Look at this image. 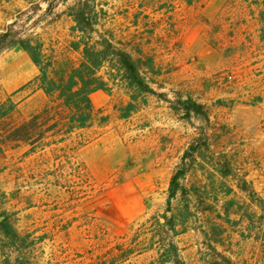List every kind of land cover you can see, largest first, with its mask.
<instances>
[{"label":"rangeland","instance_id":"obj_1","mask_svg":"<svg viewBox=\"0 0 264 264\" xmlns=\"http://www.w3.org/2000/svg\"><path fill=\"white\" fill-rule=\"evenodd\" d=\"M50 1L0 0V30L19 17L11 29L23 32L21 37L61 46L69 39L68 7L79 3L80 9L102 10V30H112L124 42L142 40L144 53L154 57L157 75L147 76L159 95H145L144 103L139 97L137 112L127 119L118 118V109L129 101L123 88L93 95L109 125L77 153L95 190L81 201L70 200L65 187L35 184L29 175L38 154L21 158L27 148L0 157V214L10 215L21 235L46 237L31 248L32 261L91 264L100 245L163 214L173 173L184 152L199 144V156L187 157L189 172L180 180L192 213L187 231L176 239L181 259L184 264H264V47L255 39L248 49L228 50L232 24L244 17L243 0H56L48 13ZM233 41L237 47L244 36ZM20 76L21 84H14ZM34 77L22 50L0 52V103L13 94L17 122L45 102L30 83ZM228 164V177L214 173ZM18 167L23 169L19 178ZM184 203L178 194L172 212ZM96 224L106 235L98 234ZM4 244L0 236V247ZM153 259V253H145L126 264Z\"/></svg>","mask_w":264,"mask_h":264},{"label":"trees","instance_id":"obj_2","mask_svg":"<svg viewBox=\"0 0 264 264\" xmlns=\"http://www.w3.org/2000/svg\"><path fill=\"white\" fill-rule=\"evenodd\" d=\"M23 1L37 5L39 0ZM55 1L48 4V13L54 9ZM76 6L68 7L65 12L71 25L69 39L61 46H57L58 42L55 46L47 44L38 37H21L23 32L11 29L19 17L0 30V52L7 47H17L25 52L38 70L30 83L46 97L39 111L17 122L15 115L20 116L19 104L12 100L13 94L6 95L0 103V157L6 159L8 151L27 148L21 158L38 154L29 175L35 184L65 187L70 200L81 201L95 190L88 167L78 160L77 153L99 138L109 125L108 117L101 109L95 108L92 94L98 91L110 94L115 87L123 88L129 101L118 109L119 119H127L137 112L139 97L144 103L145 95L159 94L147 76L148 73L157 75L155 59L144 53L142 40L131 43L116 39L112 30L101 29V15L106 16L104 11L84 6L80 9L79 3ZM239 6L244 17L232 24V33L233 37L237 34L244 36L245 42L234 47L232 37L228 50L248 49L255 39L262 44L261 48L264 47V0H243ZM238 25L243 27L242 30H235ZM194 106V111L199 112L200 105ZM205 146L209 151L210 145ZM199 151L200 145L192 144L184 152L182 164L169 182L165 212L100 245L98 252L90 257L91 264H126L132 257L145 253H153L150 264H184L176 238L187 231L192 213L188 189L180 184V180L189 172L185 160L188 156H199ZM213 169L222 178L231 175L229 164ZM17 172L18 178L23 176L21 167ZM178 194L185 203L174 214L171 200ZM92 222L93 219H89V223ZM95 227L98 234L106 235L103 225L96 224ZM0 236L5 240L3 248L0 247L2 264H35L28 254L36 243L46 238L42 235L31 239L30 233L21 235L12 227L10 215L6 212L0 214ZM12 252L15 253L13 258L10 256Z\"/></svg>","mask_w":264,"mask_h":264},{"label":"crops","instance_id":"obj_3","mask_svg":"<svg viewBox=\"0 0 264 264\" xmlns=\"http://www.w3.org/2000/svg\"><path fill=\"white\" fill-rule=\"evenodd\" d=\"M23 53H24V56H26V58H27V66L30 67L31 71L34 72V75L36 76V75L38 74V70H37V68H35L36 66H35L33 63L31 64V63H30L31 60L29 59V57L27 56V54H26L25 52H23ZM34 66H35V67H34ZM23 74H24V72H23ZM23 74H22V76H23ZM22 76H20V77L17 78L16 80L14 79L12 82H13L14 84H16V85H17V84L20 85L21 82H22V81H21ZM34 78H35V77H34ZM9 82H10V81H9ZM36 92H42V91L36 88ZM98 92H99V91H98ZM95 93H97V92H95ZM95 93H94V94H95ZM42 94L44 95L43 92H42ZM94 94H92V102H93V95H94ZM9 95H10V94H9ZM44 97H45V95H44ZM45 101H46V97H45ZM44 103H45V102H44ZM44 103H43V105H44ZM93 104H94V103H93ZM43 105L41 106V108L43 107ZM94 106H95V105H94ZM41 108H40V109H41ZM95 108H96V107H95ZM40 109H39V110H40ZM39 110H38V111H39ZM181 235H182V234H181ZM178 237H179V236H178ZM176 239H177V238H176ZM177 243H178V242H177ZM178 245H179V244H178ZM180 252H181V251H180Z\"/></svg>","mask_w":264,"mask_h":264}]
</instances>
